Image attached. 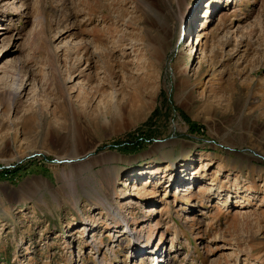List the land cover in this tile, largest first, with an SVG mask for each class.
I'll list each match as a JSON object with an SVG mask.
<instances>
[{
	"label": "rangeland",
	"instance_id": "rangeland-1",
	"mask_svg": "<svg viewBox=\"0 0 264 264\" xmlns=\"http://www.w3.org/2000/svg\"><path fill=\"white\" fill-rule=\"evenodd\" d=\"M207 1L0 0V264H264V0Z\"/></svg>",
	"mask_w": 264,
	"mask_h": 264
},
{
	"label": "bare ground",
	"instance_id": "bare-ground-1",
	"mask_svg": "<svg viewBox=\"0 0 264 264\" xmlns=\"http://www.w3.org/2000/svg\"><path fill=\"white\" fill-rule=\"evenodd\" d=\"M217 0H208L207 1V6L205 7V9H206V13L205 14H203V16H210V13L209 12H211V9H212V7H213V5L215 4V2H216ZM217 3V2H216ZM220 12H222L223 14L222 15H224L225 14V10H221ZM221 15V16H222ZM225 16V15H224ZM206 19V18H205ZM222 19H223V17H222ZM205 24H203L202 26H204ZM207 28L206 27H202V29L200 30V33H199V37H198V40H197V43L199 44L201 41H202V39L207 35V33L209 32L208 30H206ZM81 60V59H80ZM80 60H77V61H80ZM202 60V59H201ZM199 61H200V59H199ZM198 61V62H199ZM82 62L80 61V62H78V64L76 65V66H74V67H72L73 69H71L70 70V74H69V78L70 77H72L71 75H72V73H74V74H76V72H78V71H80L79 73H83L84 72V70H81V64ZM76 76H77V74H76ZM185 165V163H181L180 165H178L176 168H175V170L177 171V173H176V177H175V180H173V182L172 183H176V181H178V180H180V178H179V172H180V170L179 169H182V168H184L183 166ZM175 165L174 164H172V167H174ZM174 170V169H173ZM143 174V173H142ZM140 175V174H139ZM182 180V179H181ZM140 184H133L132 185V189H133V192H132V190H131V193H135L136 191H138L141 187L139 186ZM130 193V192H129ZM118 218H120V217H118Z\"/></svg>",
	"mask_w": 264,
	"mask_h": 264
},
{
	"label": "trees",
	"instance_id": "trees-1",
	"mask_svg": "<svg viewBox=\"0 0 264 264\" xmlns=\"http://www.w3.org/2000/svg\"><path fill=\"white\" fill-rule=\"evenodd\" d=\"M11 172L12 173H17V171H12V170H11ZM3 174H11V173H10V170H8L6 168H3L2 171H0V175H3Z\"/></svg>",
	"mask_w": 264,
	"mask_h": 264
}]
</instances>
